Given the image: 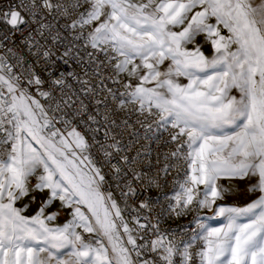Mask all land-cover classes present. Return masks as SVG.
I'll list each match as a JSON object with an SVG mask.
<instances>
[{"label":"snow or ice","instance_id":"obj_1","mask_svg":"<svg viewBox=\"0 0 264 264\" xmlns=\"http://www.w3.org/2000/svg\"><path fill=\"white\" fill-rule=\"evenodd\" d=\"M17 33L23 47L14 40L8 47ZM201 34L211 56L196 44ZM0 49L8 54H0V264H156L140 259L146 251L160 264H264V0H17L0 8ZM53 57L75 61L82 74H54ZM102 94L95 104L103 109L89 113L81 97ZM129 105L158 117L157 129H172L165 144L175 148L163 153L160 171L167 175L181 161L185 167L169 210L180 216L192 205L215 206L225 223L198 220V230L181 242L161 232L159 221L137 218L139 231L155 235L137 243L144 237L133 236L113 193L104 191L114 184L133 196L132 181L143 178L140 152L129 156L132 146L114 131L121 123L130 127L128 117L121 123L116 117ZM222 177H256L248 191L260 195L244 207L217 204L228 192L217 183ZM147 187H159L158 175ZM45 189L35 215L23 214L28 205L16 206ZM56 199L72 209L64 224L51 223L59 210L45 214ZM140 207L151 211L147 201Z\"/></svg>","mask_w":264,"mask_h":264},{"label":"built area","instance_id":"obj_2","mask_svg":"<svg viewBox=\"0 0 264 264\" xmlns=\"http://www.w3.org/2000/svg\"><path fill=\"white\" fill-rule=\"evenodd\" d=\"M15 3H17V0H0V8H6L8 5H14ZM85 7H87V5H85ZM79 11H84V8L79 9ZM76 15H78V12L76 13ZM66 22L69 21H61V23ZM26 34L27 33H25V35ZM65 35H67V33H65ZM13 40L15 41L16 46L23 47L22 37L19 33L11 37V39L7 42L8 47H13ZM60 51H62V49ZM0 54L8 55L4 49H0ZM59 54L60 53L57 52V55ZM10 60L14 62V58L10 57ZM53 64L56 70L54 74H58L61 71H75L76 73L82 74V68L79 67L75 61H71V66H69L65 65L63 61L56 59V57H53ZM16 71H19V69H16ZM45 79L47 80V76H45ZM122 79L126 80L127 78L122 77ZM69 82L73 83L74 87H78V85H76L72 81L71 77H69ZM105 83L110 88L118 89L119 92L124 91L123 87L120 85L113 84L108 81H106ZM44 87L46 89L48 85L46 84ZM31 91L35 93V89H31ZM81 98L84 99L85 104H87L89 113L95 114L97 107L103 109V105L97 106L95 104V99H104V94H102L100 97L82 96ZM41 102L45 104L47 103V101L44 100H41ZM116 104H118V101H113L109 104V107H115ZM135 107L137 106L129 105L124 111L118 112L116 114L118 123H121L123 118L128 117V123L130 127H125L121 123V127L118 129H114V131L117 133H122L121 136H118V139H121L122 144H130L132 146L131 151L127 153L129 156H136L137 152H140V156L138 157L140 163L137 168L138 171L143 174V178L141 181H132V186L137 189L136 195L125 197L122 195L121 190L118 189L114 184L110 188L106 186L104 191H111L113 193L115 199L117 200L122 209V215L124 217V220L128 223V226L134 230L133 236L144 237L143 240H140L139 238L137 239L138 244H143L145 243V241L155 239V235L153 234L151 228L144 231L138 230V225L136 223L137 218L139 219L140 224H146L149 222L145 219L146 217L150 218L151 225H155L157 224V221H159V228L161 232L170 231V239H176L183 242L187 239H190L192 235L198 230L197 221H200V209L196 208L195 205L190 206L189 209L180 216L175 215V213L171 212L168 208V205L170 203L174 204V201L171 200V197L173 196L177 187L175 182L177 179L183 178V169L185 165L183 161H181L180 166L170 169L167 175L160 171L165 163L163 160V153L167 152L169 149L175 148L174 144H165V141L169 140L170 138L169 132L172 131V129H157L156 120L158 119V117L147 116V114L140 115L138 112H131V109ZM97 118L99 119V117ZM82 119L86 121L87 114H85ZM138 120H143L144 126L138 123ZM74 123L77 125L79 131H85L84 126L80 123L79 120L74 121ZM149 124L152 125L151 129L147 127V125ZM57 126L60 127V125ZM97 139L103 140V131L97 134ZM89 141L91 142L90 136ZM92 154L99 163L100 156L99 154H97L95 148L92 149ZM113 163H115V161H113ZM168 163L173 164L175 163V161L169 160ZM103 171L108 173V167L105 166L103 168ZM157 175L159 178V187L148 188V178ZM107 179L111 183V174L107 176ZM143 201L148 202L151 207V211L140 207V204ZM177 211H179V209H177ZM121 235L126 240V234L123 233V230ZM129 247L131 246L129 245ZM200 247L201 244L197 243L192 248L193 253H195V251H197ZM140 259L155 260L156 264H160L157 254L150 251L142 253Z\"/></svg>","mask_w":264,"mask_h":264},{"label":"crops","instance_id":"obj_3","mask_svg":"<svg viewBox=\"0 0 264 264\" xmlns=\"http://www.w3.org/2000/svg\"><path fill=\"white\" fill-rule=\"evenodd\" d=\"M254 3L259 4L260 0H254ZM174 30L179 31L180 29L177 28ZM196 44L202 45L201 50L205 53V55H207V56L212 55V52H213L212 46L210 43L204 42V34L198 35L196 37ZM194 47H195V45H192V44L188 45V48L190 50L193 49ZM137 63H139V61H137ZM168 63H169L168 61H165V64L161 65V70H163L167 66ZM179 79L182 83H187V80L184 77H180ZM149 86H154V83H153V85H149ZM234 92H235V90H234ZM256 180H257L256 177H253L251 179H248V178H244V179L232 178V179H229V178L222 177L217 183H218V185H223L226 189H228V192L225 194L223 200L217 201V204H222V205H226V206L244 207L247 204L251 203L254 199L258 198V196L260 195L259 192L252 193V192L248 191V188L250 187V185L256 183ZM200 187H201V189L203 188L202 185ZM176 189H177V187H176ZM213 213H215V206L211 210L200 208V221L206 222L207 224H211L214 227L220 226L223 223H225V220L223 219V221L220 224L216 225L214 223L216 220L211 218Z\"/></svg>","mask_w":264,"mask_h":264},{"label":"rangeland","instance_id":"obj_4","mask_svg":"<svg viewBox=\"0 0 264 264\" xmlns=\"http://www.w3.org/2000/svg\"><path fill=\"white\" fill-rule=\"evenodd\" d=\"M42 173V169H38L37 170V176H33L31 178V185L34 186L37 183V178L38 175ZM49 191L48 189H45L43 192L40 191H36V192H31L28 196H25L22 198V200L17 202V207H24V205H28L27 210L23 213L26 216H32L35 215L36 212L38 211V209L40 208L41 204L43 203V201L48 197L49 195ZM35 196L36 199L33 201L32 200V196ZM83 207V206H82ZM59 210L60 214L57 217V219L55 221H52L51 223L53 225L55 224H64L66 223L69 219H71V212L72 209L71 208H64L61 206V202L56 199L52 202V204L46 208V212L45 214H50L54 211ZM211 218L215 219L216 221L214 222L216 225L220 224L223 221V217H217L215 216V214L213 213V215L211 216ZM118 223V221H117ZM202 223H206V222H202ZM207 224V223H206ZM120 232L122 234V230L120 229ZM122 236V235H121Z\"/></svg>","mask_w":264,"mask_h":264}]
</instances>
